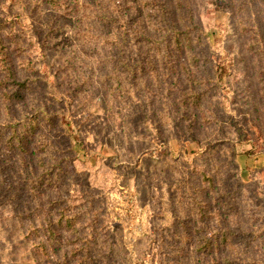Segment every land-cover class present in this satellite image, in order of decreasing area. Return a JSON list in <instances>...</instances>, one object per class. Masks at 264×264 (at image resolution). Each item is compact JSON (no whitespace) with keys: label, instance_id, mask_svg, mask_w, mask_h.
<instances>
[{"label":"trees","instance_id":"obj_1","mask_svg":"<svg viewBox=\"0 0 264 264\" xmlns=\"http://www.w3.org/2000/svg\"><path fill=\"white\" fill-rule=\"evenodd\" d=\"M221 4L250 63L264 141V0ZM212 54L190 0H0V264H133L106 189L70 170L72 128L101 107L126 142L134 127L160 136L177 122L197 147L142 162L152 217L136 262L154 249L157 264H264L247 185L230 170L229 135L245 130L224 125L228 73ZM43 79L45 97L33 90Z\"/></svg>","mask_w":264,"mask_h":264},{"label":"rangeland","instance_id":"obj_2","mask_svg":"<svg viewBox=\"0 0 264 264\" xmlns=\"http://www.w3.org/2000/svg\"><path fill=\"white\" fill-rule=\"evenodd\" d=\"M196 17L205 24L213 54L211 65L219 72L228 73L227 88L220 91L226 99L227 110L220 112L224 125L231 131L229 119H236L245 130L242 141H237L234 134V155L230 170L235 178L247 185L248 198L256 216L255 232L264 238V141L259 132L261 101L257 91L247 55L242 52V41L235 22L221 4V0H190ZM44 79H46L44 77ZM40 81L34 92L46 96V80ZM94 100L99 102L102 91L98 80L92 86ZM48 103L51 100L46 99ZM221 100H219V103ZM81 114L73 117L80 123ZM71 145L75 149V159L70 170L82 176L97 190L105 191L106 204L111 219V226H118L122 233V243L128 250L133 264H157L154 249L145 251L141 260L135 261L137 255L134 243L139 244L144 234L151 230L152 207L149 196L138 186L142 175V162L149 165L145 157L161 158L163 151L169 150L174 155H182L197 150L195 143L186 139L183 126L173 123V129L163 128L160 136L145 132L143 128L134 127L128 132L130 140L126 142L118 136V131L111 127L102 107L94 117L72 128ZM63 146L69 143L62 136L56 137ZM166 144L165 147L162 145ZM118 165L115 166V164ZM133 166L131 167L130 165ZM3 199L0 198L3 209ZM263 228V229H262ZM264 246V245H263ZM260 250H264L262 246Z\"/></svg>","mask_w":264,"mask_h":264}]
</instances>
